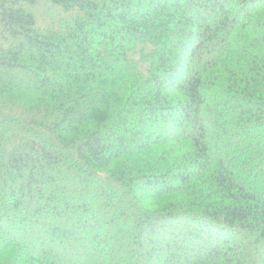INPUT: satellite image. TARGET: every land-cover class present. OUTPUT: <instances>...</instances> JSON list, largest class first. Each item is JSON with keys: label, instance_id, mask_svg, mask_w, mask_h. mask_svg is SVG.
Returning <instances> with one entry per match:
<instances>
[{"label": "trees", "instance_id": "obj_1", "mask_svg": "<svg viewBox=\"0 0 264 264\" xmlns=\"http://www.w3.org/2000/svg\"><path fill=\"white\" fill-rule=\"evenodd\" d=\"M0 264H264V0H0Z\"/></svg>", "mask_w": 264, "mask_h": 264}, {"label": "rangeland", "instance_id": "obj_2", "mask_svg": "<svg viewBox=\"0 0 264 264\" xmlns=\"http://www.w3.org/2000/svg\"><path fill=\"white\" fill-rule=\"evenodd\" d=\"M32 12L35 14L40 27H47L52 22L58 21L59 11L50 5H40L35 7Z\"/></svg>", "mask_w": 264, "mask_h": 264}]
</instances>
